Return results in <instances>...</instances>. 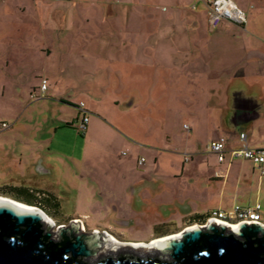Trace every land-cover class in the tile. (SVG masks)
Wrapping results in <instances>:
<instances>
[{
  "label": "crops",
  "instance_id": "0c3cea01",
  "mask_svg": "<svg viewBox=\"0 0 264 264\" xmlns=\"http://www.w3.org/2000/svg\"><path fill=\"white\" fill-rule=\"evenodd\" d=\"M233 1L246 11V23L222 21L211 29L203 0H0V100L11 106L0 117V123L7 124L0 128V189L11 185L30 192L50 190L53 171L47 161L50 147L45 145L53 137L32 123L29 109L39 103L31 100L32 94L61 107L77 90L73 69L96 75L108 63V77L98 89L130 98L116 100L115 107L134 105V92L146 98L147 89L158 92L156 102L166 103L169 89L176 86L177 103L187 107L195 121L182 122L189 132L177 144L184 152L182 163H168L169 173L159 171L153 155L162 148L131 142L137 160L145 159L141 165L136 161L143 168L136 171L127 199L115 201L110 222L93 229L150 236L157 226L185 227L192 217L223 210L225 198L255 190L250 191L246 162L257 177L253 205H261L264 176L258 168L248 160L226 158L219 163L207 148L219 136L227 149L264 147V0ZM150 76L159 79L153 82ZM42 79L47 80L43 95ZM60 87L68 91L66 96L60 95ZM90 103L89 111L85 108L88 117L100 105ZM198 123L213 130L204 147L210 154L205 156L192 133ZM90 124L91 118L87 131ZM240 133L245 134L243 140ZM146 150L153 152L150 164ZM247 205L253 206H241ZM260 212L264 215L262 205Z\"/></svg>",
  "mask_w": 264,
  "mask_h": 264
},
{
  "label": "rangeland",
  "instance_id": "374dc122",
  "mask_svg": "<svg viewBox=\"0 0 264 264\" xmlns=\"http://www.w3.org/2000/svg\"><path fill=\"white\" fill-rule=\"evenodd\" d=\"M164 5L167 6V4ZM168 6L166 8L169 11ZM75 62L78 64L79 60ZM107 66L108 63L97 69L96 75L88 74V76L80 74L79 70L74 72L73 69L71 79L76 83L77 90L70 95V102L61 107L41 100L43 97L39 100L31 99L39 102L29 109V113L34 116L32 121L34 127L37 125L41 132L48 130L53 137L52 142H48L45 147H50L47 161L52 165L51 180L54 182L50 185L51 191L34 190V193L36 192L34 195L42 203V208L33 205L49 216L56 226L67 224L69 220L77 217L86 229H93L92 227L100 226L101 223L110 222L107 219H111L115 201L127 199V193L135 182L136 171L143 168L136 164L138 154L132 141H146L151 146L162 148V150L156 148V151H153H158L153 155L157 156L161 173H169L168 163L172 161L177 164L182 163L184 152L178 149L177 144L179 139L189 132L182 129L181 125L183 121L189 119L194 122L195 117L190 116L187 107H181L177 103L176 86L169 89L166 103L156 102L159 97L158 92L147 89L146 98H143L145 95L143 92L139 90L134 92L137 95L134 105L115 107L116 100L121 103L129 101L130 98H124L122 94L115 91L98 89V86L102 87L105 78L108 77L104 69ZM150 78L153 82L156 80L154 76ZM158 79L159 77L156 81ZM60 88V95L66 96L68 91L63 87ZM142 98L145 101H141ZM79 101L84 102L87 110L91 101L100 102L97 113L89 112L90 130L82 133L74 127V121L77 116L79 118L77 108ZM149 101L151 103L148 105ZM5 102V99L0 100V117L11 109V106L8 107ZM56 115H60L61 118ZM212 131L207 124L198 123L197 129L192 132L202 147V156L210 154L204 147ZM166 136H169L168 140ZM122 151L128 155L122 156ZM153 152L147 151L148 164L152 161L150 154ZM246 166L248 181H251L252 186L250 191L253 188L256 190L257 177L251 173L252 165L246 162ZM2 188L0 193L3 196L0 198L16 199L18 198L16 195H22L19 197L26 199V195L21 194L22 191L19 192L14 186L6 185ZM261 188L264 189V180ZM255 190L249 194L244 193L243 195L247 194L244 197L239 195L237 198H225L223 211H230L235 204L243 205L246 202L253 205ZM259 196L264 212L263 190L260 191ZM115 237L118 239L117 236ZM150 237L125 234L126 239L137 241H147Z\"/></svg>",
  "mask_w": 264,
  "mask_h": 264
},
{
  "label": "water",
  "instance_id": "95a60500",
  "mask_svg": "<svg viewBox=\"0 0 264 264\" xmlns=\"http://www.w3.org/2000/svg\"><path fill=\"white\" fill-rule=\"evenodd\" d=\"M101 235L83 232L79 220L54 227L40 212L0 200V264H264V227L257 223L232 229L208 221L152 243L169 259L119 251L88 260Z\"/></svg>",
  "mask_w": 264,
  "mask_h": 264
},
{
  "label": "built area",
  "instance_id": "2783aa9c",
  "mask_svg": "<svg viewBox=\"0 0 264 264\" xmlns=\"http://www.w3.org/2000/svg\"><path fill=\"white\" fill-rule=\"evenodd\" d=\"M208 8V24L211 29L216 28L222 21H229L236 25H244L247 20L246 11L238 7L233 0H203ZM47 87V80L42 79L40 85V94L43 95ZM33 98H37L36 93L32 94ZM79 118L74 124V127L79 132H84L87 129L89 120L88 114L83 102L78 104ZM7 124L0 123V128H6ZM241 140L245 138L244 133H240ZM207 148L210 152L216 154L219 163L224 162L226 158L233 160H248L254 164L261 176H264V147H249L243 144L241 147L227 149L225 146V138L219 136L208 142ZM125 154V153H123ZM185 161L189 160V156L185 155ZM145 159L138 158L139 165L143 164ZM261 205L255 204L253 206H241L235 204L230 211L214 210L208 215L206 221L213 223L225 224L228 228L232 225L237 226L240 223H257L264 227V215L261 214Z\"/></svg>",
  "mask_w": 264,
  "mask_h": 264
},
{
  "label": "flooded vegetation",
  "instance_id": "af4514ba",
  "mask_svg": "<svg viewBox=\"0 0 264 264\" xmlns=\"http://www.w3.org/2000/svg\"><path fill=\"white\" fill-rule=\"evenodd\" d=\"M36 205L40 206L42 208V205H40V204L39 205L36 204ZM43 214H45V213L43 212ZM193 218L194 217L188 219L187 220L188 223L185 225V227H182V228H177V227L169 228V226H167V225L166 226L165 225L164 226H162V225L157 226L154 228V232L152 233V235H150L151 237L147 241H137V240L126 239L124 234L114 233L113 231H111L109 229H99V230H97V229H86L83 225V222L80 219L74 218L72 220H75V221L79 220L81 222V229L85 233H91L95 230L99 233H102V235L99 239L100 247L98 249H96V254L94 256L88 257V260H95V259H98L102 256L107 255V254H116L119 251H127V252L134 254V255H154V256L159 257L161 259H169L170 258L169 253L159 252L158 251L159 246L157 247V246L153 245L152 243L160 242V240H163L165 238H169L171 236H178L184 229H186L187 227H189L191 225L199 224L201 226H205V224L208 222V221H206L208 216H206L205 218H201V219H198V218L193 219ZM70 221L71 220H69V222ZM69 222L67 224H63V225L67 226L69 224ZM51 223L54 224L53 220ZM54 227H56L55 224H54ZM162 230H164V231H162ZM114 235L117 236L118 239ZM119 235H121L123 237H121ZM51 239L55 240L56 236L53 234ZM147 245H150V246H147Z\"/></svg>",
  "mask_w": 264,
  "mask_h": 264
},
{
  "label": "bare ground",
  "instance_id": "6f19581e",
  "mask_svg": "<svg viewBox=\"0 0 264 264\" xmlns=\"http://www.w3.org/2000/svg\"><path fill=\"white\" fill-rule=\"evenodd\" d=\"M0 200H5V201L10 202L11 204L18 206V207H21V208L36 210L37 212H40L43 217H45L47 220L52 222L51 218H49L46 214H43V212L37 206L22 203V202H19V201L13 200V199H9V198H1ZM230 228L234 229L235 226L232 225Z\"/></svg>",
  "mask_w": 264,
  "mask_h": 264
},
{
  "label": "trees",
  "instance_id": "16d2710c",
  "mask_svg": "<svg viewBox=\"0 0 264 264\" xmlns=\"http://www.w3.org/2000/svg\"><path fill=\"white\" fill-rule=\"evenodd\" d=\"M15 189L18 190L19 192L22 191L21 194H25L26 195V199L22 198V197H19V196H22V195H16L18 197L16 199H23L26 202V204H32V205L33 204H35V205L36 204H38V205L40 204V205H42V203L39 202L40 200L37 198V196L34 195L36 192L35 193L34 192H30V191H27L26 189H23V188H15Z\"/></svg>",
  "mask_w": 264,
  "mask_h": 264
}]
</instances>
